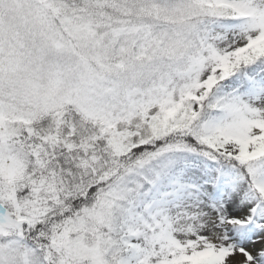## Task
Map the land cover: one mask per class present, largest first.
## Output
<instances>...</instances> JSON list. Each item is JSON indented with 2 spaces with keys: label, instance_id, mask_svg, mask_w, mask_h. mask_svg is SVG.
Here are the masks:
<instances>
[{
  "label": "snow or ice",
  "instance_id": "snow-or-ice-1",
  "mask_svg": "<svg viewBox=\"0 0 264 264\" xmlns=\"http://www.w3.org/2000/svg\"><path fill=\"white\" fill-rule=\"evenodd\" d=\"M0 264H264V0H0Z\"/></svg>",
  "mask_w": 264,
  "mask_h": 264
}]
</instances>
